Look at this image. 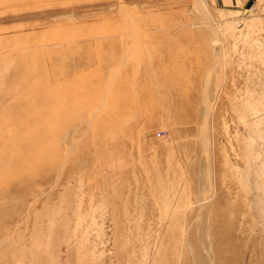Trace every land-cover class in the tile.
I'll use <instances>...</instances> for the list:
<instances>
[{
	"label": "rangeland",
	"instance_id": "1",
	"mask_svg": "<svg viewBox=\"0 0 264 264\" xmlns=\"http://www.w3.org/2000/svg\"><path fill=\"white\" fill-rule=\"evenodd\" d=\"M0 264H264V0H0Z\"/></svg>",
	"mask_w": 264,
	"mask_h": 264
},
{
	"label": "bare ground",
	"instance_id": "2",
	"mask_svg": "<svg viewBox=\"0 0 264 264\" xmlns=\"http://www.w3.org/2000/svg\"><path fill=\"white\" fill-rule=\"evenodd\" d=\"M214 215V214H213ZM238 253V252H237Z\"/></svg>",
	"mask_w": 264,
	"mask_h": 264
}]
</instances>
